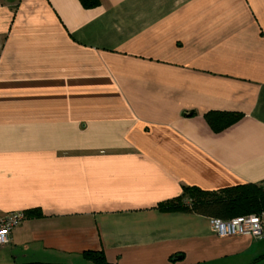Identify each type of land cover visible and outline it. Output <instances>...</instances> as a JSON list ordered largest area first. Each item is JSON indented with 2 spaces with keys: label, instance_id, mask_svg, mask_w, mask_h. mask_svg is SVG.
<instances>
[{
  "label": "crops",
  "instance_id": "crops-1",
  "mask_svg": "<svg viewBox=\"0 0 264 264\" xmlns=\"http://www.w3.org/2000/svg\"><path fill=\"white\" fill-rule=\"evenodd\" d=\"M241 183H264V0H0V211L26 213L0 264H264V232L159 209Z\"/></svg>",
  "mask_w": 264,
  "mask_h": 264
},
{
  "label": "trees",
  "instance_id": "trees-1",
  "mask_svg": "<svg viewBox=\"0 0 264 264\" xmlns=\"http://www.w3.org/2000/svg\"><path fill=\"white\" fill-rule=\"evenodd\" d=\"M79 1L85 8H93L99 4V0ZM239 116L240 114L236 112L209 111L205 114V119L213 130L218 131ZM159 209L197 213L222 220L250 213L259 214L264 212V183H241L216 191H206L195 186L185 187L182 195L160 203ZM84 255L97 264H107L99 252L86 251Z\"/></svg>",
  "mask_w": 264,
  "mask_h": 264
},
{
  "label": "built area",
  "instance_id": "built-area-1",
  "mask_svg": "<svg viewBox=\"0 0 264 264\" xmlns=\"http://www.w3.org/2000/svg\"><path fill=\"white\" fill-rule=\"evenodd\" d=\"M25 218L24 212L0 211V247L9 241L11 232L18 227ZM215 234L220 237H230L239 234L258 236L264 232V212L232 217L227 220L211 219Z\"/></svg>",
  "mask_w": 264,
  "mask_h": 264
},
{
  "label": "rangeland",
  "instance_id": "rangeland-1",
  "mask_svg": "<svg viewBox=\"0 0 264 264\" xmlns=\"http://www.w3.org/2000/svg\"><path fill=\"white\" fill-rule=\"evenodd\" d=\"M251 214V213H250ZM253 214V213H252ZM244 215H246V214H244Z\"/></svg>",
  "mask_w": 264,
  "mask_h": 264
}]
</instances>
